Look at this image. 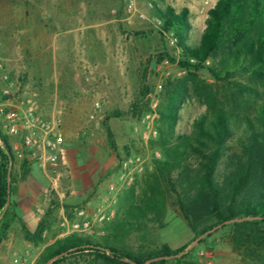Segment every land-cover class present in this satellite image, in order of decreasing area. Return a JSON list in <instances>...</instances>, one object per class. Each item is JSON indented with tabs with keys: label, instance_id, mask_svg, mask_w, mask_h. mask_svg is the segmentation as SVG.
Segmentation results:
<instances>
[{
	"label": "rangeland",
	"instance_id": "1",
	"mask_svg": "<svg viewBox=\"0 0 264 264\" xmlns=\"http://www.w3.org/2000/svg\"><path fill=\"white\" fill-rule=\"evenodd\" d=\"M216 1L0 0V61L14 83V98L31 97L42 116L60 118L64 135L58 177L45 172L34 161H29L24 176L25 158L15 156L14 164H7L14 182L9 183L7 176L9 195L0 213V264H12L14 258L22 256L28 264H36L46 245L72 233L103 243V228L116 217L122 190L150 171L151 160L158 157V152L147 146L150 136L140 119L155 114L153 126H157L155 111L161 99L158 85L184 74L167 58L157 61V55L163 52L178 60L179 50L176 42H170L172 35H159L154 8L169 5L177 12L188 8L192 25L189 42L195 44L205 26L207 12ZM73 64L84 66L83 75L94 77L92 83L85 84L84 93L72 90L82 84L68 82ZM201 76L212 82L206 73ZM234 79L254 89L244 96L246 111L239 110L238 118L247 114L257 125L256 109L264 104V81L249 75H236ZM144 86L149 92L143 101L147 100L150 110L138 117L132 107L140 100ZM218 91L224 92L222 88ZM95 102H99L100 111L93 122L88 115ZM204 113H207L204 105L195 98L189 99L180 111L176 133L191 134L194 119ZM106 117L112 140L103 125ZM232 127L228 156H234L231 159L234 161L242 156L247 131L242 122H232ZM8 139L11 146L21 144L18 138ZM135 157L140 158L141 164L132 166L135 171L131 184L120 191H90L108 175L115 186L121 163ZM91 158L95 160L88 166ZM4 165L0 156V176ZM234 167V163L224 158L218 165L217 179ZM82 175L87 181L82 182ZM261 180H253L245 191L264 196V173ZM39 223L44 242L34 245L25 240L23 228L32 232ZM203 226L205 223H200L198 229ZM260 230L256 237L264 238V226ZM163 245L172 250L185 246L178 257L192 250L198 264H263L264 260V250L257 254L234 251L228 227L218 225L195 237L173 195L168 199L161 224L147 222L145 229L128 235L120 248L146 256ZM258 246L264 249V241ZM97 249L99 252L68 255L58 264H119L105 260L102 252L111 260L114 258L108 251ZM172 259L168 258L166 264H174ZM120 260L131 263L125 258Z\"/></svg>",
	"mask_w": 264,
	"mask_h": 264
},
{
	"label": "trees",
	"instance_id": "2",
	"mask_svg": "<svg viewBox=\"0 0 264 264\" xmlns=\"http://www.w3.org/2000/svg\"><path fill=\"white\" fill-rule=\"evenodd\" d=\"M154 16L160 22L159 35H172L179 50L178 60L163 52L157 55V61L167 58L184 71L180 77L167 79L161 87L155 111L157 135L147 140L148 148L157 151L159 157L151 160L150 171L122 190L117 215L103 228V243L72 233L46 245L36 264H58L68 255L99 252L97 248L114 258L111 260L102 252L105 260L119 264H166L170 257L174 264H198L192 250L178 257L185 246L172 250L163 245L146 256L120 248L128 235L145 229L147 222L161 224L171 195L195 237L222 225L230 228L234 251L257 254L264 250L258 246L264 238L256 237L264 226V196L245 191L253 180L263 178L264 104L256 109L257 125L247 114L238 118L241 110L246 111L244 96L254 89L234 79L236 75H249L264 81V0H217L208 10L205 27L195 44L189 42L192 25L188 8L177 12L169 5L155 6ZM202 73L212 82H207ZM148 92L144 86L140 100L133 104V113L138 117L150 110L147 100L143 101ZM191 98L204 105L207 113L194 119L191 134H177L180 111ZM107 120L106 117L103 125L112 140ZM232 122H242L247 131L242 156L234 161V156H228ZM0 141V156L5 162L0 176L1 213L9 195L7 176L9 183L14 182L6 167L12 166L16 157L8 136L0 132ZM226 157L235 167L217 179L218 165ZM22 163L25 176L30 162L25 158ZM200 223L205 226L198 229ZM23 232L25 240L34 245L44 242L41 223L34 231L23 228Z\"/></svg>",
	"mask_w": 264,
	"mask_h": 264
},
{
	"label": "built area",
	"instance_id": "3",
	"mask_svg": "<svg viewBox=\"0 0 264 264\" xmlns=\"http://www.w3.org/2000/svg\"><path fill=\"white\" fill-rule=\"evenodd\" d=\"M160 24L158 19H155ZM171 43L176 42L171 37ZM167 63V61H165ZM162 85H158L161 90ZM14 83L6 71L3 62L0 61V132L10 138H18L20 145H13L12 150L16 157L34 161L38 166L58 177L59 153L64 145V135L61 130V120L56 116H42L31 97L14 98ZM100 111L99 102H95L88 115L90 121H97ZM155 114H146L140 119L150 137H155L157 132L153 126ZM1 145V141H0ZM159 157V154H157ZM139 157L122 162L118 174V185L111 186L110 191H120L121 188L133 182L132 173L140 165ZM84 226L88 228V223ZM12 264H28L25 256L16 257Z\"/></svg>",
	"mask_w": 264,
	"mask_h": 264
},
{
	"label": "crops",
	"instance_id": "4",
	"mask_svg": "<svg viewBox=\"0 0 264 264\" xmlns=\"http://www.w3.org/2000/svg\"><path fill=\"white\" fill-rule=\"evenodd\" d=\"M215 4V3H214ZM214 4L210 7L212 8L214 6ZM205 27V26H204ZM204 27H202V29L200 30V34L201 32L203 31ZM72 76L71 78H69L68 82L71 83L72 85H77V84H82L83 86L81 88H73L72 90L76 91V90H79L81 91L82 93L85 92V89H84V86L85 84H90L92 83V81L94 80V77L91 76L89 77L87 74L86 75H83L84 72H83V67H78V66H75V64L72 65ZM79 68V70H78ZM110 76V75H109ZM55 82L58 81V76L55 77ZM109 80H111V78L109 77ZM60 82V81H59ZM113 82V80H111V83ZM95 158H91L88 162H87V165L90 166L91 163H93L92 161H94ZM30 161V160H29ZM90 176V174H89ZM107 176V175H106ZM101 178V176L99 177ZM78 177H75V180H77ZM111 177L110 175H108L107 177L105 178H101V180H99L100 182H96L93 187H91L90 191H110V187L111 186H114V184H112L111 182ZM81 180L82 182H85L87 181V179L82 175L81 176ZM118 184V183H117ZM116 184V185H117ZM115 185V186H116Z\"/></svg>",
	"mask_w": 264,
	"mask_h": 264
}]
</instances>
